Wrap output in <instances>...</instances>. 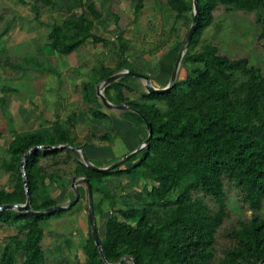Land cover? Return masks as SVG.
<instances>
[{
	"label": "trees",
	"instance_id": "1",
	"mask_svg": "<svg viewBox=\"0 0 264 264\" xmlns=\"http://www.w3.org/2000/svg\"><path fill=\"white\" fill-rule=\"evenodd\" d=\"M78 1L85 10L67 17L59 26L55 21L42 19V10H55L59 2L36 0L35 19L38 26L47 28L46 40L39 47L30 42L31 50L25 49L26 42L18 45L14 50L21 56L18 60L6 45L14 14L0 4V53L11 69L42 72L45 65L36 56L42 47L70 54L90 40L105 46L118 45V61L93 66L79 86L90 115L111 118L97 95V85L121 70H136L126 55L132 45L122 36L117 43L95 33V22L103 19L104 12L94 0ZM166 1L177 18L192 22L193 5L184 6L183 0ZM198 2L199 21L181 63L187 72L185 78L177 75L176 84L164 92L137 89L134 81L140 77L135 76L122 77L104 89L111 102L127 106L120 115L126 123L144 125L145 116L153 128L151 143L115 169H93L81 152L72 148L83 146L86 152V143L76 141V111L72 117L53 122L41 116L38 129L18 131L6 99L0 97V112L8 131L14 134L7 148L8 156L0 157V169L8 174L7 183L0 184V205L27 201L22 160L30 148L50 145L55 148H39L26 163L32 210L61 204L51 192L53 182L57 181L71 201L75 197L71 188L73 178H89L93 190L104 194L100 200H94L95 213L111 210L103 237L97 225L110 263L134 264V260L135 264H259L264 260V72L249 57H231L203 39L205 30L215 20L216 10L223 6L228 11L255 13L260 29L258 38L264 40V0ZM143 7L144 0H138L135 14ZM113 15L119 19L118 13ZM3 88L6 92L13 90L7 85ZM129 93H137L143 101ZM113 133L110 130L98 137L113 141ZM147 136L148 133L142 142ZM62 144L70 146L59 147ZM133 160L137 162L128 165ZM120 175L139 176L151 183L143 203L135 204L129 195L118 196L108 189L105 180ZM228 186L238 189L242 203L252 214L227 231L230 244L219 254L217 241L227 218ZM71 208L41 213L0 210V228H17L16 234L4 239L0 264H14L24 246L28 250L27 264H47L45 229L52 217ZM83 248L87 264H107L92 228Z\"/></svg>",
	"mask_w": 264,
	"mask_h": 264
},
{
	"label": "rangeland",
	"instance_id": "2",
	"mask_svg": "<svg viewBox=\"0 0 264 264\" xmlns=\"http://www.w3.org/2000/svg\"><path fill=\"white\" fill-rule=\"evenodd\" d=\"M7 1H9V8L14 16L11 19V27L7 35L6 45L15 60H18L21 59V56L14 53L17 46L26 42L25 49H33L32 46L29 47L28 44L31 41L34 45L42 44L46 40L48 30L44 26H38V22L35 19L36 0H28L25 4H21L17 0ZM57 1L60 6L55 10L49 8H44L42 10L43 20L61 23L70 14L69 11L72 14L79 15L85 10L82 5H76L70 10L71 8H68L66 0ZM70 1L78 4L76 0ZM94 1L104 12L103 21L101 20V22L99 20L100 22H95L97 30H94L95 33L114 40L117 43L119 36L129 39L132 48L127 52L129 53L128 57H130L135 69L141 73L150 75L152 83L157 87H163L169 84L171 78L170 74H172L171 70L173 71L174 69L192 22L186 18H177L174 12L169 9L166 0H144V7L137 15L135 14V10L138 0ZM183 5L190 7L193 5V0H183ZM114 12L118 13L119 19H115L113 15ZM259 31L260 29L256 23L255 13L228 11L223 6H220L215 12L214 22L205 30L203 39L204 41L216 44L223 53L231 57H249L252 64L260 66L264 72V40H259ZM117 47L118 45L113 43L105 46L103 43H94L90 40L70 57L71 62L67 63V68H63L65 70L63 73L65 86L69 97L59 110L64 118L70 117L71 111L78 112L80 116L78 124L81 126L78 132L80 141L86 140L88 137L89 140L92 139L97 145L106 144L105 147H101L97 151L98 156L96 154L97 157H92L90 160L97 166L100 164L106 166L112 165L140 146L139 139L141 138L139 137L137 129H133L136 125L132 126L128 123H126V125L130 129H127L125 133L118 134L115 133L114 129H111V131L114 132L113 141L100 140L98 136L103 134L102 128L93 129L94 131L89 128V123L92 121L91 115L88 111V106L83 103L81 95L79 94L81 81L87 78L93 66L101 62H112L113 60H117ZM0 59L5 61L1 53ZM62 61L63 57H59V62ZM161 70L168 73L167 78L165 77L164 80L161 77L162 75L159 74ZM186 74L187 72L181 64L178 76L180 78H185ZM6 78L8 77L4 79ZM35 82H37L34 84L36 86V84H41L42 80L41 78H37ZM77 82H79V84ZM134 84L137 89H146V85L142 78L135 80ZM11 85L13 86V83H11ZM2 87L3 86L0 85V96L5 93ZM37 89L40 92V85ZM129 96L137 97V100L140 102L143 101L141 96H138L137 93H129ZM43 98L44 97L35 94L32 98L28 99L21 93L18 98L15 97L13 100L14 108L28 103V106L34 110V113L38 114V118L41 116L45 117V113L43 114L42 112V110H45L42 104L45 100V98ZM31 99H34V101H31ZM126 109L128 108H117L112 110L111 114H116L115 116L118 115L121 118V113ZM57 111V108H55V115ZM45 112L47 113V108ZM54 113L53 108H50L48 114L54 116ZM121 120L124 121V119ZM81 121L83 123H81ZM33 125H36V120H34ZM140 125L143 126V124ZM103 130L106 129L104 128ZM88 134H92V136ZM11 137L12 134L8 132L6 122L0 112V157L8 156L7 148ZM141 137H143V135H141ZM109 144L112 146H109ZM136 162L137 160H133L130 164H127L133 165ZM7 179L8 174L0 169V184H6ZM108 179L112 182L114 180L113 177H109L107 180ZM120 184L124 185L125 188H120ZM115 185L118 186L117 194L122 191L130 192L129 196L135 204L143 203L142 199L147 195L151 187V183L145 182L144 179L139 176L132 175H129V177H122L121 179L117 177L115 179ZM51 192L53 196L58 198L61 204H66L70 201L69 198L64 196L65 193L59 189L57 181L52 183ZM111 192L114 193V189L111 190ZM94 195L95 201L104 196L103 193L97 192L96 190H94ZM87 199L88 196L84 191V200L88 207ZM225 201L227 218L218 234L217 251L219 254H223L224 250L230 244L227 231L237 225L240 219L246 218L252 214L242 203L238 189L233 186H228V195ZM68 211L69 210L63 211L56 216L63 215ZM99 218V222L102 223L104 218L102 217V219L101 215Z\"/></svg>",
	"mask_w": 264,
	"mask_h": 264
},
{
	"label": "crops",
	"instance_id": "3",
	"mask_svg": "<svg viewBox=\"0 0 264 264\" xmlns=\"http://www.w3.org/2000/svg\"><path fill=\"white\" fill-rule=\"evenodd\" d=\"M76 2L78 4H76L75 2H72L70 0H66L68 8H69V5H73V8L76 5H80V2L78 0H76ZM0 4L7 6V7H9V5H10L9 1H7V0H1ZM73 8H71L70 10H72ZM69 13L70 14L67 17L77 16V14H72L70 11H69ZM65 19L61 23L57 22V24L59 26H62ZM94 30L97 31L96 30V23L94 25ZM32 37H33V35H32ZM86 43H88V42H86ZM31 44L35 47H37V46L39 47V45H34L32 43V41H31ZM80 49H78V50H76L70 54H59L47 46L40 48L37 51L36 56L45 65V67H44L45 71H42V72H38V71H34V70L24 72V71H20V70H16V69H11L7 66L6 61L0 59V85L1 86L7 85V86H11L13 88V90H11L9 93H7L4 90L5 93L3 95H1L0 97H4L6 99L8 109L10 110V112L12 113V115L15 119L14 126L18 131L36 130L39 128L38 114L34 113V110L28 106V103H26L27 105L26 104L25 105H19L17 108H14L13 100L15 97L18 98L19 94H21V93H23L28 99L32 98L35 94L40 95V96L45 98V100H44L45 104H44V102H42V104L44 105L45 110L47 108V113L45 112V110H42V112H43V114L45 113L44 116L48 121L53 122L57 118L66 119L63 117V115L61 114V112L59 110V108L63 106L64 102L69 97V94H67V89L65 86V80H64L63 73L65 72L64 69L67 68L66 67L67 63L71 62L70 57L74 53L79 51ZM127 51H126V55L128 56L129 53ZM59 57H63L62 62H59ZM128 58L131 62L130 57H128ZM113 61H118V57H117V60H113ZM108 62H111V61H108ZM60 65H61V67H60ZM159 74L162 75L161 77L163 80L165 79V77L167 78V75H168V73L164 72V70H161L159 72ZM5 77H8V78L4 79ZM37 78H41L42 82H41V84H36V86H35L34 84L37 83V82H35V79H37ZM87 78H88V76H87ZM87 78H85V79H87ZM55 80H56V83H55ZM11 83H13V86L11 85ZM22 83H23V85H22ZM77 83L79 84V82H77ZM39 85H40V92L37 89V88H39ZM79 94L81 95L80 89H79ZM81 98H82V95H81ZM141 99H142V97H141ZM32 100L34 101V99H31V101ZM104 107L109 112L111 118L99 119V118H95V117L91 116L92 121H90V123H89L90 129L96 130L98 128H102L103 134L109 132L111 129H114L115 133H118V134L119 133H125L127 129H130L129 127H127L126 122L121 120L122 118H120L118 115L115 116L116 114L115 115L111 114V111L115 110V109H109L106 106H104ZM50 108H53V113H54V109L57 108L58 111L56 112V115H55V113H54V116H50L48 114ZM72 112L73 111L70 112V117L73 116ZM67 118H69V117H67ZM79 119H80V116L77 112L76 141L86 143V152L90 158L97 157L98 156L97 151L101 147H105L106 144H98L97 145L92 139L89 140L88 137L86 138V140L84 139V140L80 141L78 138V132L80 131V127H81L78 124ZM34 120H36L35 126L33 125ZM81 123H83V122L81 121ZM104 128L106 130H103ZM134 128L137 129L139 137L141 138V139H139V144H140L142 142V140L144 139L145 134L148 133L146 124H144L143 126L142 125H136V127H133V129ZM7 130H8V128H7ZM10 134H12V137H11L9 143L11 142V140L14 137L13 133H10ZM103 134H100V135H103ZM88 135L92 136V134H88ZM141 135H143V137H141ZM102 141H104V140H102ZM105 141H107V140H105ZM107 144H108V142H107ZM8 146H9V144H8ZM109 146H112V145L109 144ZM96 154H97V156H96ZM127 176L129 177V175L115 176V177H113L114 178L113 182L110 179H108V180L106 179L105 182L107 184L108 189L109 190L114 189V191H115L114 193L117 194L118 186L115 185V179L117 177H119V179H121L122 177H127ZM144 181L146 182L145 179H144ZM77 186H78V189L81 190L80 191L81 192L80 201L75 206H73L68 212H65L63 215H59L58 217L57 216L52 217L49 220L48 225L45 229L43 246H44V249H45L47 257H48V263L47 264H87L86 263L87 262L86 261L87 260L86 254L84 252L83 246H84L85 242L87 241V239L89 238V233H90V228H91L89 216H88V207H87L86 202L84 200V191L86 192V194L88 196V190H87L86 184L83 182L78 183ZM51 187H52V185H50V189H51ZM119 187L125 188V186L122 184H120ZM129 193L130 192L122 191L118 194V196H120L122 194L123 195H126V194L129 195ZM95 195H94V197H95ZM110 214H111L110 209H106L103 213H98V212L95 213L96 224L99 227V231H100L102 237L105 234L106 219ZM100 215H101V218L102 217L104 218V219L102 218L103 219L102 223L99 222ZM104 215H105V217H104ZM16 233H17V228L15 226H4V227L0 228V258L3 255V246H4L5 237L16 234ZM27 252H28V250L24 246L17 253V261L14 264H27V262H26Z\"/></svg>",
	"mask_w": 264,
	"mask_h": 264
},
{
	"label": "water",
	"instance_id": "4",
	"mask_svg": "<svg viewBox=\"0 0 264 264\" xmlns=\"http://www.w3.org/2000/svg\"><path fill=\"white\" fill-rule=\"evenodd\" d=\"M193 9H194V16H193V20H192V25L188 31V34H187L186 39L184 41L182 50H181V52L178 56V59L175 63L169 84H167L164 87H157L152 83V78L148 74L141 73V72L136 71V70H121V71L109 76L108 78H106L105 80H103L101 83H99L97 85V95H98L99 99L101 100V102L103 103L104 106H106L109 109H117V108L127 107L125 104H115V103L111 102L104 93V89L109 84H111L112 82H114V81H116L122 77H125V76H135V77L142 78L144 80L145 85H146V89L149 92H164L166 90H169L171 87H173L176 84L177 75H178L184 54L186 52L187 44L191 41L193 34H194V31L196 29L197 23L199 21L200 7H199L198 0H193ZM143 119L145 121L147 130H148L147 138L142 142V144L137 149H135L132 152H130L129 154L125 155L123 158H121L117 162L113 163L112 165H107V166L94 165L90 161L89 157L87 156L83 146L72 147V148H76L77 150H79L82 154L83 160L86 162V164L88 166H90L93 169L105 171V170L117 168L121 164H123L124 162L131 159L141 149L145 148L146 146H148L151 143V141L153 139V128H152V125H151V123L147 117L143 116ZM64 146H70V145H63V144L59 145V147H64ZM39 148L50 149V148H55V147L50 146V145H38V146H34V147L30 148L27 151V153L25 154V156L22 160L21 166H22L24 183H25V188H26V193H27V201L23 204H18V203L3 204V205H0V210L16 209L18 211H33L31 208V196L29 193L25 167H26V163H27V160L30 157V155L33 152H36ZM81 182L86 184L87 190H88V216H89V221H90V225L92 228V234H93L95 243H96L97 247L100 249V253H101L104 261L107 264H113V263H110L106 259L105 253H104L103 248H102L101 239H100V236L98 234V229H97V224H96V216H95V208H94V190H93V185L90 182L89 178H87V177L73 178V181L71 183V188L73 189V191L75 193V197L68 204H65V205L58 204V205L49 207V208L42 210V211H33V212H35V213L51 212L53 210L63 209V208L66 209V208H71V207L75 206L80 201V198H81V193H80L78 186H77L78 183H81ZM125 258H128L129 260H133L130 257H125ZM120 262H118L116 264H119ZM133 263L135 264L134 260H133ZM259 264H264V260H262Z\"/></svg>",
	"mask_w": 264,
	"mask_h": 264
}]
</instances>
